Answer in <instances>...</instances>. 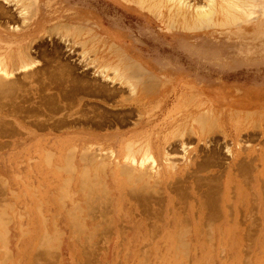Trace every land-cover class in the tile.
I'll use <instances>...</instances> for the list:
<instances>
[{
	"label": "rangeland",
	"instance_id": "rangeland-1",
	"mask_svg": "<svg viewBox=\"0 0 264 264\" xmlns=\"http://www.w3.org/2000/svg\"><path fill=\"white\" fill-rule=\"evenodd\" d=\"M244 1L246 18L185 36L136 0H0V40L45 30L1 100L0 264H264V16ZM232 107L252 111L247 128ZM187 122L189 162L166 154L176 169L158 183L157 135L179 125L180 153ZM125 143L152 155L117 157Z\"/></svg>",
	"mask_w": 264,
	"mask_h": 264
},
{
	"label": "bare ground",
	"instance_id": "bare-ground-1",
	"mask_svg": "<svg viewBox=\"0 0 264 264\" xmlns=\"http://www.w3.org/2000/svg\"><path fill=\"white\" fill-rule=\"evenodd\" d=\"M135 1V0H134ZM204 1V0H203ZM252 1V0H251ZM254 1V0H253ZM261 2L259 3L260 8L264 11V0H260ZM20 2V1H19ZM185 0H136V5L137 7L141 10V11H147L150 13V15L155 16L159 21H162V18L164 17L163 14V8H166L168 10V15L166 18V25L168 26V28L171 29H180L185 36L189 35L190 33H195L198 31H201L200 29L203 28V26H212L214 27L215 24H221V23H226L229 24L230 22L234 21V20H240L242 17L246 18L244 13L242 10V3H244L245 1L243 0H206V3L203 4L202 6H195L194 9L192 7V11L190 10H185L182 7H185L186 5L184 4ZM249 2V1H248ZM186 3V2H185ZM190 3V2H189ZM188 3V4H189ZM249 4V3H248ZM184 5V6H183ZM247 5V3H246ZM257 5V4H256ZM22 6V5H21ZM188 6V5H187ZM27 7V6H26ZM30 7V6H29ZM245 8V7H244ZM247 8V7H246ZM24 9V8H23ZM29 9V8H27ZM258 10V9H257ZM5 11V10H3ZM250 11V10H249ZM25 12V11H24ZM23 12V13H24ZM258 12V11H257ZM28 13V12H27ZM4 14V13H3ZM26 14V12L24 13ZM6 15V13H5ZM31 15V13L29 14ZM27 16V15H26ZM10 17V16H9ZM32 17V16H31ZM11 18V17H10ZM29 18V17H28ZM243 18V19H244ZM29 20V19H28ZM165 20V19H164ZM238 20V21H239ZM246 20V19H245ZM244 20V21H245ZM27 21V19L25 20ZM156 21V20H155ZM39 22V21H38ZM38 22H35L34 26L31 29H26L24 31H21L20 29H17L18 27H10L9 30H7L5 33L8 36V38L12 39V38H17L19 39V37H21L20 40H17L19 42H21L22 40H28L27 43L25 42L24 44H19V46L17 47V49H15L13 52L11 51V53H6L7 48L11 46H13L14 43H19L17 41H2L0 40V106H4V104H2L1 100H5L7 99V96H10L11 93L15 95L16 92L19 90L20 88H18V84L19 82H17V80L15 79V74L16 73H24V75H26L28 78L30 77L29 75H31L30 73H32L34 70V66L35 63H33V61L31 62L29 59L31 58V54H29L30 51H28V47L30 45L29 42H32L33 40H35V38L37 37V35L41 32L45 33V30H43L42 25ZM25 23V22H24ZM264 22L261 20L260 24H263ZM10 24V23H8ZM26 26V25H25ZM218 26V25H217ZM262 26V25H260ZM259 26V28H260ZM28 27V26H27ZM44 27V26H43ZM71 27V26H69ZM225 27V26H224ZM22 28V27H21ZM78 28V27H77ZM77 28H76V32H77ZM207 28V27H205ZM63 29V28H62ZM71 29V28H70ZM68 30V29H67ZM79 30V29H78ZM105 30V29H104ZM196 30V31H193ZM47 31V30H46ZM60 31V30H59ZM258 31H264V27L263 29H259ZM74 32V31H73ZM82 32V31H80ZM105 32V31H104ZM47 33V32H46ZM49 33V32H48ZM55 33V32H52ZM57 33V32H56ZM70 33V32H69ZM28 34V36H27ZM197 34V33H196ZM4 35V34H3ZM58 35V34H57ZM76 35V34H75ZM191 35V34H190ZM77 36V35H76ZM89 36V35H87ZM185 36H183L185 38ZM201 36V35H200ZM6 37V36H5ZM86 37V36H85ZM116 37V36H115ZM199 38V37H198ZM65 39V38H64ZM70 39V37H69ZM69 39L67 41H69ZM102 39V38H101ZM178 40V39H177ZM187 40V39H185ZM216 42V41H215ZM100 43V42H99ZM189 44V43H188ZM197 44V43H196ZM88 45V42H83L82 46L85 48ZM31 46V45H30ZM114 47V46H113ZM30 48V47H29ZM111 48V47H110ZM31 49V48H30ZM9 50V49H8ZM114 51V50H113ZM32 52V51H31ZM85 52V51H83ZM121 58V57H120ZM136 58V57H135ZM161 58V57H160ZM198 58V57H197ZM113 60V59H112ZM146 60V59H145ZM156 60V59H155ZM147 62V61H146ZM119 63V62H118ZM174 63V62H173ZM120 65V63H119ZM94 66V65H93ZM126 66V65H125ZM128 66V65H127ZM131 66V65H130ZM33 67V68H32ZM105 69H112L115 71V73H117L118 77H124L123 74H119L118 73V69L119 66L117 64H115L113 66V64H109V61L107 63V65L104 66ZM102 68V67H100ZM99 68V69H100ZM126 69V68H125ZM153 69V68H152ZM133 71V70H132ZM36 71H34L35 73ZM21 73V74H22ZM29 74V75H28ZM116 75V77H117ZM23 76V75H22ZM14 77V78H12ZM133 77V76H132ZM136 78V77H135ZM128 79V78H127ZM125 80V79H124ZM133 80V79H132ZM137 80V79H136ZM122 81V80H121ZM128 81V80H127ZM127 84V82H126ZM127 86V85H126ZM20 87V86H19ZM135 87V86H134ZM133 87V88H134ZM140 87V86H139ZM130 88V87H128ZM111 92V91H110ZM109 92V93H110ZM130 93V91H129ZM22 95V94H21ZM16 98V97H15ZM19 98V97H18ZM14 100V99H13ZM8 105V104H7ZM10 105V104H9ZM6 106V105H5ZM22 106V105H21ZM13 107V106H12ZM15 107V106H14ZM7 108V106L5 107ZM4 109V108H3ZM11 109V108H10ZM9 109V110H10ZM247 109V108H245ZM243 110V108H235L232 107V110L230 112V119L232 121L233 124H236L237 126L241 127V128H245L247 126L245 120L249 118L248 114H245L244 112H248L249 114L252 112L250 109L249 110ZM1 110V109H0ZM6 110V109H5ZM23 110V109H22ZM4 110H1V112ZM11 112L13 111L10 110ZM17 111V109H16ZM15 111V112H16ZM236 111H239L238 114V118L236 116ZM244 111V112H243ZM23 112V111H22ZM9 113V112H8ZM14 113V112H13ZM241 113H244L245 115H241ZM15 114V113H14ZM13 114V116H14ZM23 114V113H22ZM21 114V115H22ZM27 114V113H26ZM5 115V114H4ZM11 115V113H10ZM251 115V114H250ZM2 116V115H0ZM9 116V115H7ZM16 118V116H14ZM200 117V116H199ZM207 117V115L205 116ZM2 118V117H0ZM29 118V117H28ZM202 118V117H201ZM3 119V118H2ZM209 119V118H208ZM1 121V120H0ZM8 121V120H7ZM208 121V120H207ZM206 122V121H205ZM6 126V125H5ZM9 126V125H8ZM245 126V127H243ZM1 127V126H0ZM202 128V127H201ZM247 128V127H246ZM5 129V128H4ZM186 133V132H185ZM189 133V132H188ZM117 134H114L113 137H116ZM187 136V135H186ZM206 140V139H205ZM204 140V141H205ZM130 143V142H128ZM128 143H125V146L123 145V147L119 149L118 155H116L117 157H122V158H129L130 159V155H135L137 153L140 155V157L145 156L146 154H151L152 155V148L150 145H145L144 143H140V145L136 146L134 149V146L132 147L131 145L128 146ZM184 144V143H183ZM128 147H127V146ZM131 147V148H130ZM72 149V148H71ZM69 150V149H68ZM122 150H126L125 153L122 152ZM132 150V151H130ZM70 151V150H69ZM114 151V150H112ZM131 152V154L129 153ZM123 153V155L121 156V154ZM65 156V155H64ZM132 158V157H131ZM141 159V158H140ZM168 160V159H167ZM166 160V161H167ZM140 162V161H139ZM142 162V161H141ZM168 162V161H167ZM168 164V163H167ZM169 166V165H168ZM171 167V166H169ZM168 168V167H167ZM232 168V167H231ZM138 170V169H137ZM129 171V170H128ZM127 171V173H128ZM139 170L137 171L139 175ZM248 171V170H247ZM131 171H129L130 173ZM133 172V171H132ZM142 173V171H140ZM146 173V172H145ZM144 176V175H143ZM142 177V176H141ZM140 178V176H139ZM137 180V179H136ZM65 182V181H64ZM82 182V181H81ZM146 182V181H145ZM69 183V182H68ZM179 184V183H178ZM141 187V186H140ZM144 188V187H143ZM140 189V188H139ZM139 191V190H138ZM137 191V192H138ZM151 193V192H150ZM146 194V193H145ZM96 197V196H95ZM141 197V196H140ZM92 198V197H91ZM150 199V198H149ZM92 201V200H91ZM83 203V202H82ZM76 206V205H75ZM93 210V209H92ZM95 211V210H94ZM71 215V214H70ZM10 219V218H9ZM7 221V220H6ZM80 229V228H79ZM1 235V234H0ZM85 241V240H84Z\"/></svg>",
	"mask_w": 264,
	"mask_h": 264
},
{
	"label": "crops",
	"instance_id": "crops-1",
	"mask_svg": "<svg viewBox=\"0 0 264 264\" xmlns=\"http://www.w3.org/2000/svg\"><path fill=\"white\" fill-rule=\"evenodd\" d=\"M263 10V9H262ZM261 16H264V11L263 14H261ZM264 22V20H262ZM261 22V21H260ZM263 32V31H261ZM218 102H220L219 100H217ZM164 103L165 101H160V99L157 101L158 104L160 103ZM186 125V129H185V148L181 147V144H178V150L180 151V153H176V152H171L170 149L173 147V144H177V138H176V131L178 130V126H173L170 129H168L165 132L160 133L159 135H157V182H166V179L170 176L173 175L175 169H176V163L174 161V158L171 157V160H167L166 158V154H169L170 156H184L185 153V158H181L183 160V162H185L186 164L189 162V155H190V151L189 146L192 145V143L188 142L189 137H193V124H190V126L188 125V122L185 123ZM230 125V124H229ZM182 126H184L182 124ZM189 126V127H188ZM231 128L233 129V131L235 132V136H240L241 131H237L235 126L231 125ZM189 132V133H188ZM187 135V136H186ZM118 137V135H117ZM116 140V138H114V140H112V138L110 139V142L113 141V145H114V141ZM237 149L240 148L241 142L236 141L235 142ZM239 144V146H238ZM246 145V144H245ZM230 146V145H228ZM152 148V147H151ZM231 148V146H230ZM115 149V148H114ZM232 149V148H231ZM153 150V148H152ZM183 151H185L183 153ZM226 152V151H225ZM231 154L233 155V151L231 150ZM170 164H167L168 162ZM171 167H169V166ZM168 167V168H167ZM163 178V179H162ZM112 181V180H111ZM237 182H235V180L231 177H224L223 179V188L225 189V191L227 192L230 188L232 190H236L237 186ZM183 196V195H182ZM184 198H186L187 196H183Z\"/></svg>",
	"mask_w": 264,
	"mask_h": 264
}]
</instances>
